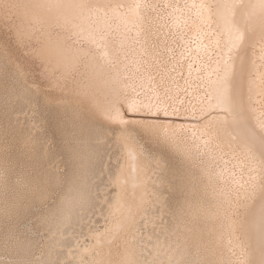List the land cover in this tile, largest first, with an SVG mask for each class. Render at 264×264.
Returning <instances> with one entry per match:
<instances>
[{
    "label": "bare ground",
    "instance_id": "6f19581e",
    "mask_svg": "<svg viewBox=\"0 0 264 264\" xmlns=\"http://www.w3.org/2000/svg\"><path fill=\"white\" fill-rule=\"evenodd\" d=\"M138 1L0 0L53 85L75 83L64 88L74 95L56 103L64 110L57 143L67 156L40 168L50 202L20 228L27 207L17 204L35 190L15 187L7 200L0 187V250L19 251L0 252V264H194L201 246L202 264H264V0H167L172 23H148L163 35L150 47L139 33ZM177 28L189 61L160 50ZM17 88L2 102L12 113L14 99L23 101L19 127L41 138L34 90ZM6 201L15 207L2 209ZM99 204L107 224L88 229ZM148 205L159 218L143 221L147 227L172 209L159 237L137 240ZM35 224L41 240L28 231ZM138 241L151 251L148 262Z\"/></svg>",
    "mask_w": 264,
    "mask_h": 264
},
{
    "label": "rangeland",
    "instance_id": "374dc122",
    "mask_svg": "<svg viewBox=\"0 0 264 264\" xmlns=\"http://www.w3.org/2000/svg\"><path fill=\"white\" fill-rule=\"evenodd\" d=\"M165 1L167 0L138 1L139 3L137 6L140 11L138 21L139 33L143 34L142 40L145 38L148 47H150V43H152L154 39H157V43H160V40L158 41V39L159 37H163V35H154V33L148 29V23H152V21H154L157 26H154L155 29L160 26H170V23H172L171 19H169V13L165 12L167 9H169L166 7ZM0 15V95L4 93V91H6L9 87H18L17 89H19L21 84H27L31 86L34 90L31 94V97L38 104V114L35 116V120H37V124H40L42 129L45 131L41 138L37 137L36 140H32L33 135L29 134L26 129L19 127L22 126L21 124L25 123L24 121H26L25 117L24 119L20 118V114L18 113L24 106L23 101L22 103H18V97L16 98L17 100L14 99V102L11 104L12 109H10V111L13 112L10 113L7 112L9 111V108H6L7 105L2 102L0 97V177L3 176L5 182H0L1 190H3V194H7L9 192L7 200L12 189L15 187H26L29 189L33 188L35 190L32 192L29 191L30 193L23 198V203L18 202L17 204V207H27V209L29 208L31 210H23L24 215L22 216V220H25V222L19 225V227L22 228L25 225L24 223L31 224L33 221H35L36 217H32V211L37 208V205L50 202L49 196L51 195L52 191L50 190V187L46 186L45 182L41 180L42 171L40 168L42 163L44 164L46 161L52 162L53 159L57 161V159L60 157L67 156L66 148L58 145L57 143L59 136L61 135L60 131L62 120L60 117L64 110L59 108L56 103L59 101L69 100L74 95V93L68 92L67 89L72 91L75 83L73 81L65 82V84L62 85L63 90L56 88V86L53 85V79L46 74L42 63H40L41 61L32 55L30 43L20 41L15 36L12 27L14 22L11 19L4 18L1 11ZM172 15L173 13H171V16ZM173 17H175V15H173ZM146 29H148V33H146ZM178 30L179 29L177 28L176 30H172V32H170L171 34H175V37L168 41L170 47H167V49L160 47V50L162 53H164L166 59L171 58V55H173L175 58H178L182 54L185 57L184 60L187 59L188 53L185 54V51H183L185 43L179 37L180 34H184V31L180 30L178 33ZM112 31V27L107 28V33H112ZM165 32L167 33V31ZM131 33L133 34V32ZM134 43H138V41L134 40ZM163 43L165 44V41H163ZM153 45L154 43H152V46ZM185 47H187V45H185ZM182 60L179 59V61ZM178 74L175 71L173 75L175 77L183 78L181 73ZM183 95L180 96L181 99H183ZM181 103H183V101H181ZM183 108V111L188 110L187 107ZM45 143L47 146H45ZM176 193L177 191H173L172 195L175 197L171 196L173 199L175 198L172 202L173 205L170 204V206L174 207V209L176 206L175 204L178 202L177 196L180 195L179 192L177 195H175ZM112 194V187H110L108 198H110ZM8 207H15L14 203L10 204L8 201H6V204L2 207V209H6ZM169 211H164L162 217H160L161 220L158 221V223H160L159 225L147 227L143 221L146 219V221L150 219H154L156 221L157 218H159L158 206L148 205L145 209V213L143 214L144 216H141L142 218L139 219L138 225L135 227L134 232L136 239H144L147 232L153 236L159 237L156 228L157 226L161 227L162 224L165 223L164 218L165 216H169ZM91 213L92 217L91 222H89L88 229L102 230L107 224L106 208H104L101 204L94 205ZM38 229L39 227H36L35 224V229L29 228L28 231L29 233H33L34 236L41 240L42 231ZM13 231L16 232L17 229L12 228L10 230V232ZM17 236L22 235L19 234ZM76 237L79 239L78 235ZM87 238V236H83L82 240L79 239V241L84 242ZM124 238L125 236L123 239ZM32 241L36 242V239H31V242ZM86 241L88 242V239ZM138 243L142 246V248L148 250L147 252H142L141 258L142 260L148 262V257L151 251L149 250L148 246L143 245L142 242L138 241ZM150 243H152V240ZM116 244V249L114 250V253H112L114 256H116V250L119 243ZM187 246L189 249L195 251L193 249L195 247L193 239H189ZM2 251L10 255H16L19 253V251H14L7 248L0 250V252ZM203 252L204 247L201 246V251H197V261H199L201 264ZM193 254L195 255V253ZM192 259L195 261V257H192ZM197 261H195L194 264H199Z\"/></svg>",
    "mask_w": 264,
    "mask_h": 264
}]
</instances>
